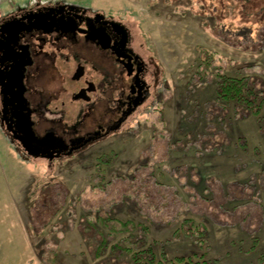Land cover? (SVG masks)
Segmentation results:
<instances>
[{"label": "rangeland", "instance_id": "374dc122", "mask_svg": "<svg viewBox=\"0 0 264 264\" xmlns=\"http://www.w3.org/2000/svg\"><path fill=\"white\" fill-rule=\"evenodd\" d=\"M15 2L0 21L47 4L119 21L151 94L60 159L28 156L0 120V264H132L148 249L153 264H264V0ZM218 75L252 81L259 114L223 102Z\"/></svg>", "mask_w": 264, "mask_h": 264}, {"label": "flooded vegetation", "instance_id": "af4514ba", "mask_svg": "<svg viewBox=\"0 0 264 264\" xmlns=\"http://www.w3.org/2000/svg\"><path fill=\"white\" fill-rule=\"evenodd\" d=\"M133 45L119 21L76 6L36 5L2 19V127L28 156L48 160L111 137L151 94L150 65Z\"/></svg>", "mask_w": 264, "mask_h": 264}, {"label": "trees", "instance_id": "16d2710c", "mask_svg": "<svg viewBox=\"0 0 264 264\" xmlns=\"http://www.w3.org/2000/svg\"><path fill=\"white\" fill-rule=\"evenodd\" d=\"M247 82L248 83H245L244 78L233 79L226 75H218L216 92L223 102L225 101L235 105L238 104L241 106L242 111L248 112L249 109L252 108L251 111L255 114H259L262 99L259 101V93L255 90L254 83L250 80H247ZM101 222H104L114 233L129 232L130 234H133L138 228L137 225L130 221L121 222L115 219L110 220L109 218H103V220L101 219ZM142 228L144 227L142 226ZM155 260L156 256L151 249L135 252L131 258L132 264H153ZM179 261L182 264H201L199 261L194 262L190 259H179Z\"/></svg>", "mask_w": 264, "mask_h": 264}, {"label": "water", "instance_id": "95a60500", "mask_svg": "<svg viewBox=\"0 0 264 264\" xmlns=\"http://www.w3.org/2000/svg\"><path fill=\"white\" fill-rule=\"evenodd\" d=\"M27 119H25V122L26 124H24L25 126H29L28 123L26 122ZM24 121V120H23ZM26 136L29 138V139H32L34 142L38 143L39 145L42 144V141L40 142L39 139L35 136V134H33V131H31V129H28V133H25Z\"/></svg>", "mask_w": 264, "mask_h": 264}, {"label": "built area", "instance_id": "2783aa9c", "mask_svg": "<svg viewBox=\"0 0 264 264\" xmlns=\"http://www.w3.org/2000/svg\"><path fill=\"white\" fill-rule=\"evenodd\" d=\"M15 3H16L15 0H0V15L1 13H3L2 11L3 5H6L9 8V7H13Z\"/></svg>", "mask_w": 264, "mask_h": 264}]
</instances>
